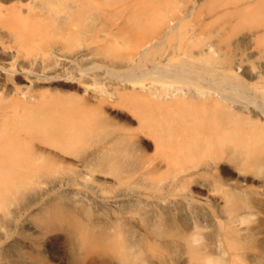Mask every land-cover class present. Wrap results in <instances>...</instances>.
<instances>
[{"label":"bare ground","instance_id":"bare-ground-1","mask_svg":"<svg viewBox=\"0 0 264 264\" xmlns=\"http://www.w3.org/2000/svg\"><path fill=\"white\" fill-rule=\"evenodd\" d=\"M176 1L178 0H0V210L7 209L11 196L30 189L42 171L59 169V166L64 165V156L60 157L57 153L69 155L74 148L83 145L101 120L100 111L104 99L103 102L94 99L96 101L91 104L90 97L77 86L74 87L76 93L59 90L65 84L75 82L74 61L79 58L83 62L78 72L86 74V61L91 56L110 55V58L114 56L117 59L130 56L127 54L124 57V54L120 55L115 51L119 40H133L137 49L157 47L174 28L172 25L176 22V16H170V13ZM190 1L193 3L187 11L195 13V21L199 19L201 8H208L206 15L213 17L215 9L221 7L225 22L233 21L237 27L251 26L255 31L253 40L257 44H264V0H201V4L198 3L199 0H182L185 4ZM110 18H122L123 23L108 34L111 31H108ZM190 38L192 41L189 42L192 44L181 53L185 56L184 60H187H182L169 69H162L155 64L152 72L174 80L177 78L186 81L193 78L195 83L202 86H199L200 89L209 90L207 93H184L181 90V94L175 90L173 93L176 94H171L168 89L167 93H157L158 89L155 88L154 100H150L145 92L142 97L137 94H121L120 99L130 103L135 112L133 116L137 118L135 122L138 121L136 126L142 132L145 129L146 132H152L150 138L154 136V142L158 140L160 143L159 147L156 144L157 149L165 144V149L166 146L170 149L169 158L176 164L184 166L191 163V167L196 168L197 158H208L216 163L225 160L234 151L242 152L249 161L258 160L264 153V117L259 115L264 111L250 113L249 117L233 111L236 102L221 90L233 89L242 97H247L248 103L256 106V109L264 110V94H261L264 93L261 92L264 91V76L239 75L243 70V61L240 59L229 61L225 66H200V61L212 64L208 56L215 55L216 51L213 47L203 48L200 27ZM76 44L81 50L73 52L72 47ZM90 47L94 51L90 52ZM173 55L171 58H175ZM260 56H264V53H260ZM134 69L130 73L135 74ZM194 75L201 76V79H195ZM199 87L197 85L198 90ZM124 136L130 140L135 135L125 133ZM52 149L58 152L55 154ZM149 159H145L143 163L142 173L147 176L154 175L155 169L153 160ZM166 163L168 166V162ZM174 166L175 164L173 168ZM79 167L83 170L86 168L83 164ZM184 170L183 172L188 173L187 178L195 175L192 171ZM157 175L158 173L155 176ZM114 178L118 183L128 180L117 177L116 173ZM182 182L184 185L189 183L188 180ZM199 184H194L195 191L186 185V203L192 204V199L205 201L210 195L208 187ZM225 191L223 200L227 217L224 219L227 225L222 231L218 226L213 236L208 237L212 242L218 237L215 236L217 230L221 231L220 239L228 251L229 264H243L245 260L248 261L247 264H257L264 258V231L254 233L247 228V231L244 229L245 236H239L242 232L237 231L236 227L234 229V225L237 222L244 223L247 216L237 215V196L234 191ZM49 202L50 199L46 203ZM108 202L116 206L120 199L114 197ZM162 203L161 211L154 215L157 223L153 224V236L147 237L140 248L127 243L117 229L112 234V253L119 264L221 263L219 258L222 255L214 257L218 254H211L212 251L209 253L208 248L201 245V239L205 236H199L195 232V220L193 222L188 206L185 204L182 207L181 202L170 198L164 199ZM56 210L62 211V208ZM207 221L202 219L201 224H209ZM174 222L186 227V230L169 231L167 225ZM73 226V233L81 236L72 237L79 241L87 239L88 232L80 222H73ZM43 238L48 236L41 239ZM13 241L6 236L0 238V243L4 245L0 248V264H25L24 260L30 264H47L33 249L34 245H39L40 239H25V251L21 253L10 248ZM171 249L178 251L176 257L170 254ZM224 254L226 257L227 254ZM90 261L95 263L94 260ZM65 264L81 262L71 257V261ZM100 264L108 262L101 260Z\"/></svg>","mask_w":264,"mask_h":264},{"label":"rangeland","instance_id":"rangeland-1","mask_svg":"<svg viewBox=\"0 0 264 264\" xmlns=\"http://www.w3.org/2000/svg\"><path fill=\"white\" fill-rule=\"evenodd\" d=\"M176 2L170 13V16L172 14L176 16V22L172 25L174 28L167 39L157 47L137 49L133 40L129 41L131 45L129 42L123 41L126 44L124 45L119 40L118 44L116 43V49L114 45L115 51H118L117 53L120 55L124 54V57H127V54L132 57L128 56L126 60L114 58L112 55L111 58L110 55L104 56L105 58L91 56L86 61L88 65L86 74L78 72L83 62L79 58L74 61L73 78L75 82L70 85L65 84V87L59 88V90L76 93L74 87L77 86L82 93L85 92L84 94L90 97L91 104L96 100L103 102L104 99L102 110L100 109L101 120L92 134L84 141V146L74 148L69 155H62L52 149L53 153L58 152V156H64L65 167L61 165L62 168L59 166V169H47L46 172L44 170L45 173L42 171L40 177L38 176V179L33 181L35 183H31L30 189L11 196L7 209L0 210V236L14 240L10 247L13 251L24 252L25 239H40L39 245H34L33 249L47 264H65L71 261V257L81 264H92L90 260H94V264H100L101 260L107 261L108 264H119L112 253L114 243L111 236L116 232L115 230L117 229L123 238L125 237L127 243L140 248L147 237L153 236V224L157 223L154 220V215L159 210L161 211L163 200L170 198L181 202V206L185 204L186 207L188 206L193 222L195 220V232L199 236H205L201 239V245L207 247L209 253L212 251L211 254H218L213 255L214 257L222 255L219 258L221 263L215 262L214 264H229L228 251L220 239V232L227 225L225 221L227 208L224 206L223 200L226 189L234 191L237 196V215L247 216V219L243 220L244 223L237 222L234 225V229L236 227L237 231L240 230L243 233H240L239 236H245L244 231H247V228L248 231H254V233L264 231V153L254 161H249L242 152L234 151L225 160L216 163L208 158H197L198 164L196 165L198 167L196 168H192L191 163L184 164V166L176 164L169 158L170 152L168 151L170 149L167 146L165 149V144L157 149L156 146L159 147L160 143L157 139L154 142V136L150 138L152 132L150 130L146 132V129L142 132L136 126L138 121L135 122L137 118L134 117L135 112L130 107V103L120 99L121 94H137L139 97L147 94L146 96L150 100H154L156 96L153 95V92L157 89V93H163V91L167 93V89L171 94L178 92L182 94L183 91L184 93L194 91L195 94L198 93L196 91L207 93L209 90L200 89L202 86L197 82L196 84L193 78L186 81L176 78L177 81H175L174 78L152 72V67L156 66L155 64L162 69H169L172 65L176 66L184 60L185 56L181 53L185 49H189L188 46L192 44L189 42L192 41L190 37L198 27H200L201 40H204L205 43H203V48L213 47L216 51L215 55L208 56L210 59L208 60L212 64L200 61V66H225L224 64L229 61L240 59L243 61V70L239 75L264 76V56H260V53H264V44H257L253 40L255 31L251 26L237 27L233 21L232 23L225 22L221 7L215 9L213 17L206 15L208 8H201L199 19L195 21V13L187 11L193 2L190 1L186 4L182 0ZM198 3L201 4V0ZM108 21L111 23L110 26L108 25V31L111 29L110 32H107L108 34L113 33L115 27L123 23L122 18H110ZM78 44L72 47L73 52L81 50ZM93 49L90 47L89 51L91 52ZM172 54L175 55H173L175 58H171ZM185 60L187 59L185 58ZM131 69H134L135 74L130 73ZM200 77L194 75L195 79H201ZM79 79L84 81L81 82ZM21 85L24 84L21 83ZM197 85L200 86L199 90ZM174 91L176 93H173ZM221 91H224V94L236 102L233 111H238L246 117H249L250 113L257 114V112L264 111L256 109V106L248 103L247 97H242L233 89L222 88ZM118 94L119 96H117ZM130 113L132 115H129ZM259 115L264 117V113ZM125 133H134L135 136L129 140L124 136ZM122 136L126 138L123 137V139ZM155 148L156 151H154ZM145 159L153 160L154 175L147 176L142 173ZM80 164L85 165L86 168L80 169ZM172 164H175L174 168ZM184 169L195 173V177L187 178L188 173L183 172ZM115 173L117 177L128 180L124 183L116 182ZM181 180H188L189 183L186 185L192 189L196 187L195 183L208 187L210 195L205 201L190 199L193 205L189 202L186 203L188 190ZM179 187L186 192L181 191ZM114 197L120 199V203L116 206L108 202ZM48 199L50 202L46 203ZM56 208H62V211H57ZM202 219L209 220L207 221L209 224H201ZM73 222H80L85 227L88 232L87 239L79 241L76 237H72L81 236L73 233ZM167 226H169V231L186 230V227L175 222ZM218 226L221 231L218 229L215 236L219 238H214L211 242L208 236H213ZM44 236H48V238L41 239ZM3 246L0 243V248ZM223 252L227 254L226 257L223 256ZM170 254L176 257L178 251L171 249ZM262 259L257 264H264ZM217 261H219L218 258ZM23 262L30 264L26 260ZM247 262L245 260L243 264H247Z\"/></svg>","mask_w":264,"mask_h":264}]
</instances>
